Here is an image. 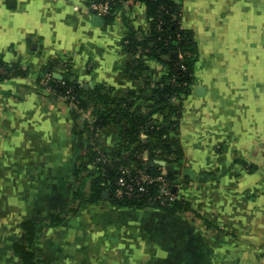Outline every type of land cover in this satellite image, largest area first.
I'll return each instance as SVG.
<instances>
[{
	"label": "crops",
	"instance_id": "1",
	"mask_svg": "<svg viewBox=\"0 0 264 264\" xmlns=\"http://www.w3.org/2000/svg\"><path fill=\"white\" fill-rule=\"evenodd\" d=\"M118 1L109 21L95 0H0V61L22 71L0 82V264H23L12 247L27 243L25 220L36 224L33 252L51 264H264V0H177L196 47L189 92L170 103L177 120L153 93L168 57L127 43L151 37L147 6ZM48 71L166 128L179 162L151 166L164 162L189 206L171 216L118 207L107 190L78 199L91 192L96 156L129 160L156 139L121 121L94 127V98L76 120L40 85ZM52 214L64 221L47 226Z\"/></svg>",
	"mask_w": 264,
	"mask_h": 264
},
{
	"label": "trees",
	"instance_id": "2",
	"mask_svg": "<svg viewBox=\"0 0 264 264\" xmlns=\"http://www.w3.org/2000/svg\"><path fill=\"white\" fill-rule=\"evenodd\" d=\"M106 0H95L94 3H103ZM130 3L138 0H127ZM147 6L148 15L151 22L152 34L149 39L138 41L134 34L127 39V43L132 48H140L143 54L151 58H161L167 56V65L169 73L162 84L154 87L153 93L155 95V102L159 105L168 107L174 112V118L177 120V107L171 106L173 99L181 98L189 92L191 83L193 81L194 63L196 56V47L192 34L185 30L180 23V15L178 9L180 4L177 0H139ZM120 5L118 0H114L110 4L109 12L105 15L106 20H113V12ZM176 54V56H173ZM22 74L18 68H10L5 66L0 61V82L7 79L9 76H17ZM49 76V86L53 90L52 95L61 97L71 104L73 109V116L80 121L83 112L87 111V99H95L94 115L96 116V128H100L109 123L121 121L126 123L130 128L131 136L138 137L142 133L149 135V139H156V143L151 145L149 141L142 144L133 151L129 160H115V157L108 156L109 161H99L96 156L97 164H95V171L91 173V192L88 195L77 193V198L84 203H96L103 199V192L107 190L109 193V201L118 207L131 209H145V208H159L173 216L181 209H186L188 205L185 199H177L174 202L161 203L159 200H154L155 195L159 191L158 182L151 185V191L136 198H117L114 195L116 190V181L120 173L118 168L120 166H129L132 163L142 168L146 173L152 176H159L164 173V168L159 164H152L155 160H163L167 164L178 163L181 155L180 149L177 147L173 149L171 140L166 128L154 125H147L144 120L138 119L129 111V103L123 98H117L111 94L103 93L102 88L86 90L76 81H72L70 76H62V79L57 78L53 71L46 72L41 79ZM74 99V100H73ZM175 123V122H173ZM87 129H90L89 124ZM174 125V124H173ZM86 127V126H85ZM92 131V130H91ZM90 131V133H92ZM95 131V129H93ZM148 152V160L137 158L136 154L144 155ZM175 153V160H168L167 157ZM150 161V163H149ZM80 171L77 172V175ZM166 179L171 182V192L175 193V178L169 174H165ZM64 220L57 214H52L47 223V226L53 227L61 224ZM21 228L26 232V244L19 242L14 243L12 247L13 254L18 257L23 264H51L46 260L39 258L32 250L33 241L36 235V224L31 220H25L21 224Z\"/></svg>",
	"mask_w": 264,
	"mask_h": 264
},
{
	"label": "built area",
	"instance_id": "3",
	"mask_svg": "<svg viewBox=\"0 0 264 264\" xmlns=\"http://www.w3.org/2000/svg\"><path fill=\"white\" fill-rule=\"evenodd\" d=\"M114 0H106L103 3L96 4L95 9L102 15H106L109 12V6L113 3ZM49 76H45L41 79L40 85L44 88L45 91L52 94L53 90L49 86ZM74 100V99H73ZM137 158H143V155L136 154ZM99 161L107 162L109 158L101 154L99 156ZM120 173L116 181V190L114 195L117 198H136L140 197L151 191V185L158 182L159 191L155 195L154 200H159L161 203L165 202H174L177 199H180L177 194L171 192V182H169L165 174L155 177L149 173H146L142 168L129 166H120L118 168Z\"/></svg>",
	"mask_w": 264,
	"mask_h": 264
},
{
	"label": "water",
	"instance_id": "4",
	"mask_svg": "<svg viewBox=\"0 0 264 264\" xmlns=\"http://www.w3.org/2000/svg\"><path fill=\"white\" fill-rule=\"evenodd\" d=\"M94 21H95V23L97 24V25H101L102 23H103V19H102V17H100V16H98V15H95L94 16ZM173 56H176V54H173ZM56 76V75H55ZM57 78H59V79H62V76L61 75H57L56 76ZM159 164H164V162H159Z\"/></svg>",
	"mask_w": 264,
	"mask_h": 264
}]
</instances>
